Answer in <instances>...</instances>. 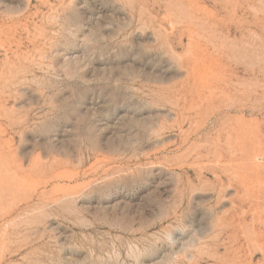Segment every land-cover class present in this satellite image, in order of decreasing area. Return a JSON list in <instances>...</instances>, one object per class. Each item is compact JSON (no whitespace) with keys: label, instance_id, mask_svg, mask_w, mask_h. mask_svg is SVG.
<instances>
[{"label":"rangeland","instance_id":"obj_1","mask_svg":"<svg viewBox=\"0 0 264 264\" xmlns=\"http://www.w3.org/2000/svg\"><path fill=\"white\" fill-rule=\"evenodd\" d=\"M0 264H264V0H0Z\"/></svg>","mask_w":264,"mask_h":264}]
</instances>
